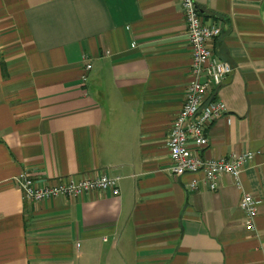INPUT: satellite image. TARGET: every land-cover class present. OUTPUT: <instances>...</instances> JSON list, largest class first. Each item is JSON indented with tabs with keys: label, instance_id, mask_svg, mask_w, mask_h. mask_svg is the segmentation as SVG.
Instances as JSON below:
<instances>
[{
	"label": "crops",
	"instance_id": "crops-1",
	"mask_svg": "<svg viewBox=\"0 0 264 264\" xmlns=\"http://www.w3.org/2000/svg\"><path fill=\"white\" fill-rule=\"evenodd\" d=\"M195 1L232 68L207 94L228 110L200 153L255 152L240 186L192 190L201 174L167 171L191 77L181 0H0V264H264V0ZM22 171L106 174L119 193L26 200ZM243 193L259 200L254 231Z\"/></svg>",
	"mask_w": 264,
	"mask_h": 264
},
{
	"label": "built area",
	"instance_id": "built-area-1",
	"mask_svg": "<svg viewBox=\"0 0 264 264\" xmlns=\"http://www.w3.org/2000/svg\"><path fill=\"white\" fill-rule=\"evenodd\" d=\"M187 39L191 51L190 80L186 86L182 107L172 120L167 147L170 164L167 171L172 175L201 174V180L192 179L190 189L199 184L215 190L218 178L230 175L240 186V174L255 152L244 151L220 158H204L200 151L208 145L207 129L217 118L227 112L225 103L220 99L208 100L211 89L219 87L224 78L232 71L230 64L219 59L210 46L211 40L220 33L218 25L204 24L195 0H181ZM134 46V45H132ZM88 62L85 69L89 70ZM119 177L100 174L92 178L66 179L54 184L39 183L27 171L17 175L15 182L26 200L42 201L58 196L80 197L93 190L110 191L118 195ZM259 200L249 193H243L239 207L244 213V226L249 231L255 229V218Z\"/></svg>",
	"mask_w": 264,
	"mask_h": 264
}]
</instances>
